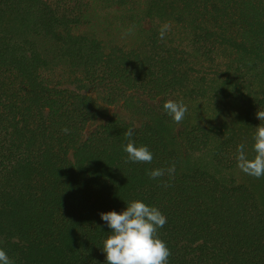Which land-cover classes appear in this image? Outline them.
Instances as JSON below:
<instances>
[{"label":"trees","instance_id":"1","mask_svg":"<svg viewBox=\"0 0 264 264\" xmlns=\"http://www.w3.org/2000/svg\"><path fill=\"white\" fill-rule=\"evenodd\" d=\"M116 20L134 46L107 41ZM134 92L162 101L157 120L106 117ZM176 95L214 112L182 133L188 159L163 109ZM259 110L264 0H0V248L15 264H106L100 213L141 200L166 217L169 264H264V185L221 173ZM129 127L151 164L125 163ZM173 164L174 178L146 174Z\"/></svg>","mask_w":264,"mask_h":264},{"label":"clouds","instance_id":"2","mask_svg":"<svg viewBox=\"0 0 264 264\" xmlns=\"http://www.w3.org/2000/svg\"><path fill=\"white\" fill-rule=\"evenodd\" d=\"M170 24L165 23L159 30V37L164 39ZM129 29L128 33L131 34ZM163 109L172 120L179 124L188 112L187 106L181 100L179 102L168 100ZM256 117L261 124L256 127L252 139V151L254 157L249 159L245 152V145L237 148V168L244 174L256 179L264 177V111L259 110ZM62 131L67 134L69 129ZM134 128L129 127L125 132L126 145H121L127 153L125 163L151 164L153 154L147 146H135L132 140ZM175 165L168 168H157L147 171L150 179L156 180L167 175L174 178ZM167 188L170 185L165 181L162 185ZM101 219L106 223L110 234L103 240L102 251L106 254V264H169L170 249L165 241L159 238V229L163 228L167 220L165 215L156 207L150 206L141 200L127 202V207L121 212L115 210L100 213ZM0 264H15L7 252L0 248Z\"/></svg>","mask_w":264,"mask_h":264},{"label":"rangeland","instance_id":"3","mask_svg":"<svg viewBox=\"0 0 264 264\" xmlns=\"http://www.w3.org/2000/svg\"><path fill=\"white\" fill-rule=\"evenodd\" d=\"M112 19L114 20V17L109 16L108 17V22H112ZM115 21V20H114ZM107 25V24H106ZM106 32L104 33L105 35L110 32V36L107 37V41L117 43V44H124L127 46H134L137 43V36L135 32L131 29L129 25H121L117 20L114 22V24H111L110 26H106ZM101 29V28H96ZM131 29L132 33L131 34H126L128 33V30ZM102 30V29H101ZM139 43V42H138ZM65 83L66 86L70 88H76L77 84L73 79L66 80ZM187 96L183 97V95H176L172 96L170 100L174 101H183L184 104L188 108V113L186 114L184 120L179 123L174 125L170 132L168 133L172 139H175L176 144H179V147L182 148L183 156L188 159L189 158V153L187 150L184 149L183 147V139H182V133L185 132L188 128V126L192 125L193 123L197 122H204L207 117L214 115V112L211 110V106L205 107V105L199 106L201 109L199 110L198 108L193 107V103L191 102L190 98H186ZM161 100H151L148 97L134 92L131 93V95L128 97L126 102H122L118 106L114 107H109L107 109V116H118L122 119H125L126 121H131L136 125L141 124L142 122L146 121H155L159 118L160 114L162 113L160 110V103ZM105 117V118H106ZM220 120L215 121V125H217ZM102 122L97 121L94 123H91L85 133V136L88 137L90 133H92L96 127ZM222 125L221 123H219ZM223 131L221 133H226V129L222 126ZM245 144V152L246 155L248 156L249 159L253 158L255 153L252 151V145L254 144V141L252 140V137L249 135H243L241 137ZM194 157V156H193ZM210 162V152L207 151L203 154L195 156L191 161L189 165H203V164H208ZM226 172V171H224ZM223 175H226V177L234 178L237 181L240 182H245L247 183L252 189H256L257 187H262L264 185V177L260 179L253 178L251 176H248L244 174L241 170L238 168L233 170V171H227L226 173H223Z\"/></svg>","mask_w":264,"mask_h":264}]
</instances>
